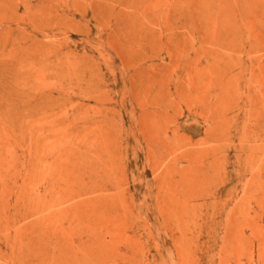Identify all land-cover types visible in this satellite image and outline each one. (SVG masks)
Returning <instances> with one entry per match:
<instances>
[{"label":"rangeland","instance_id":"obj_1","mask_svg":"<svg viewBox=\"0 0 264 264\" xmlns=\"http://www.w3.org/2000/svg\"><path fill=\"white\" fill-rule=\"evenodd\" d=\"M238 261L264 264V0H0V264Z\"/></svg>","mask_w":264,"mask_h":264},{"label":"bare ground","instance_id":"obj_2","mask_svg":"<svg viewBox=\"0 0 264 264\" xmlns=\"http://www.w3.org/2000/svg\"><path fill=\"white\" fill-rule=\"evenodd\" d=\"M148 130V129H147ZM163 150V149H162ZM148 155V154H147ZM177 158V157H176ZM149 160H150V158H149ZM154 162V161H153ZM151 164V163H150ZM152 165H153V163H152ZM82 168V167H81ZM83 173H85L84 172V170L82 169L81 170V172H80V176H83ZM104 174V173H103ZM90 175V174H89ZM86 176V175H85ZM121 176V175H120ZM89 177V180L91 181V176H88ZM166 178V177H165ZM121 179V178H120ZM101 180V179H100ZM86 184L87 183H85L84 181H83V179H81V180H79L78 181V185H79V189H77V191H78V193H77V195H81V194H85V193H90V192H92L94 189H93V186H86ZM92 184V183H91ZM106 185V184H105ZM109 185H111V184H109ZM219 190H220V188H219ZM160 191H163V190H160ZM220 192V191H219ZM83 201H82V203L81 204H84V203H87V202H92L93 203V200H91L90 199V197H86L85 199H82ZM166 203V202H165ZM108 204V203H107ZM164 207H165V205H164ZM110 208V207H109ZM108 210V209H107ZM106 213V212H105ZM100 214V213H99ZM88 216H92V215H88ZM100 216V215H99ZM118 220V219H117ZM175 220V219H174ZM171 221V220H170ZM82 224V223H81ZM172 224V223H171ZM176 225H178V224H176ZM132 227V226H131ZM79 228V227H78ZM81 228V227H80ZM91 228V227H90ZM104 228V227H103ZM163 228V227H162ZM93 229V228H92ZM95 230V229H94ZM88 232V231H87ZM93 232V231H92ZM70 233V232H69ZM147 233V232H146ZM255 234V233H254ZM85 235H87V234H85ZM90 236V235H89ZM255 236V235H254ZM112 237V236H111ZM259 237V236H258ZM64 240V239H63ZM108 240V239H107ZM115 240V239H114ZM176 240V239H175ZM65 241V240H64ZM63 241V242H64ZM73 241H74V239H73ZM95 241V240H94ZM58 242H60V241H58ZM64 244H66V243H64ZM68 244H70L69 242H68ZM174 244V243H173ZM250 245H252V244H250ZM72 246V245H71ZM198 247V246H197ZM71 248V247H70ZM74 248V247H73ZM132 248H133V246H132ZM242 248V247H241ZM250 248V247H249ZM80 250V249H79ZM232 250V249H231ZM227 251V250H226ZM249 251H251V249L249 250ZM232 252H234V251H232ZM235 253V252H234ZM252 253V252H251ZM206 254V253H205ZM243 254H245V253H243ZM170 255V254H169ZM235 255H236V253H235ZM251 255V254H250ZM238 256H241L240 254L238 255ZM237 257V256H236ZM248 257V256H247ZM252 257V256H251ZM213 258V257H212ZM218 258V257H217ZM255 258V257H254ZM235 259V258H234ZM248 259V258H247ZM209 260V259H208ZM208 260H207V262H208ZM236 260V259H235ZM253 260V259H252ZM223 261V260H222ZM249 261V260H248ZM89 262V261H88ZM239 262V261H238ZM241 262V261H240ZM239 262V263H240ZM243 262L244 261H242L241 263L243 264ZM260 262H262V261H260ZM227 263V262H226ZM255 263V262H254ZM264 263V262H263Z\"/></svg>","mask_w":264,"mask_h":264}]
</instances>
